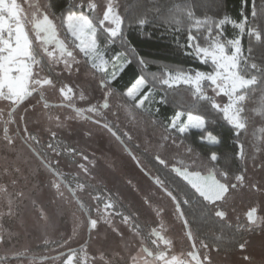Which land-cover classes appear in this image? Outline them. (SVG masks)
I'll return each mask as SVG.
<instances>
[{"label": "snow or ice", "instance_id": "1", "mask_svg": "<svg viewBox=\"0 0 264 264\" xmlns=\"http://www.w3.org/2000/svg\"><path fill=\"white\" fill-rule=\"evenodd\" d=\"M247 5L248 0H241L239 17L233 19L226 13L221 16L222 9L217 0H146L144 4L131 9L125 7L123 13L118 11V0H32L28 3L31 9L29 15L18 0H0V145H3V152L7 156L15 152L17 141L22 142L38 162L33 175L40 182H46L51 194L49 203L54 206L51 210L43 204L38 205L35 199L31 201L36 206L38 221L42 222L36 239L42 241L44 254L41 259L44 264H116L117 257L122 261L125 259L115 250L109 257L100 248L92 249L90 242L93 233L96 237L118 240L127 256L126 264H212L209 256L201 257L196 246L185 213V208L190 207L191 202L186 196L178 199L165 181L159 175H153L128 145L134 139V131L141 128H151L154 132L158 128L162 129L158 142L148 140L145 143L149 162L154 164L157 171L167 170L170 176L174 174V179L185 182L206 205L215 206V218L227 219L228 213L218 205L225 201L230 189L245 186L246 169L241 166V170L233 177L235 182L229 186L217 178L219 171L223 180L228 179V172L219 167L222 155L215 151L210 154L197 152L195 147L186 145L183 139L178 142V137L173 134L179 133L183 137L190 129L200 130L199 142L216 146L222 142V138L208 130V126L216 121H208L205 116L193 115L191 111L185 113L176 110L170 123H166L158 116L154 118L160 110L155 109L154 112L151 106L157 103L154 85H159L165 91L158 101L160 104L173 102L181 85L191 86L188 104L176 103V108L205 101L210 103L211 112L217 115L222 113L223 121L234 133V158L241 165L246 159V141L252 148V159L264 152V62L257 61L253 55L257 47L264 51V0H251L250 9ZM101 10L102 17L98 15ZM125 21L128 22V29L140 35H146V26L157 23L166 26V32L171 28L169 34L175 36L183 32V25L187 23V42L181 44L177 38V48L189 49L186 55L202 64H211L213 70H196L193 74L191 69L160 63L157 72L152 73V62L147 57L139 56L130 44ZM225 25L233 26V38L222 39ZM193 28L197 29V34H193ZM61 29H66L64 39L60 36ZM200 29H206L203 36L205 46L199 43ZM245 34L250 45L247 55L242 47ZM117 42L123 51L112 55L111 46L117 45ZM125 54L131 59H126ZM133 63L139 70V76L123 92L117 91L113 87L114 82ZM61 65L60 72H57V67ZM62 73H68L69 76L61 79ZM73 75L78 81V95L70 83L63 82L64 79L71 80ZM204 82H207L213 96L207 95L202 86ZM145 88L147 91H143ZM46 90L58 92L61 103L50 104L45 95ZM169 93H172L173 101L169 100ZM185 95H188L187 92ZM217 97L226 98V102H217ZM76 99L85 101L89 106L76 107ZM53 107L71 108L75 115L61 119L59 115L51 114ZM29 113L34 114L31 123L47 125L42 130L50 133L53 142L47 144L45 151L51 150L57 156L61 155V141L55 139L57 132L53 130V125L62 129L67 126L68 120L90 121L117 147L123 146L121 150L135 162V167L124 173V182L139 194L146 213L139 209L135 213L116 212L115 215L121 218L120 223L116 224L112 213L108 211L116 207L111 197L106 199L99 194L93 196L92 186L86 179L83 183L79 182V176L73 177L75 187H71L73 181L64 179V173L58 168L59 161H56L57 167H53L50 161L38 158L40 154L34 151L33 142L40 143L39 130L36 134L29 131ZM109 114L122 122L118 124L107 119ZM185 115L186 119L182 122ZM125 125L127 131L124 130ZM84 135L91 137L93 132L89 129ZM64 151L73 157L81 155L80 151L67 146H64ZM83 159L89 164L98 163L88 160L86 155ZM102 159L109 170L114 169V159L107 155ZM258 167H264V163ZM93 170L83 163L78 165V171L83 174ZM13 171L19 173L20 169L16 167ZM8 174L5 169L4 175ZM11 183L15 185L17 181L12 180ZM251 188L256 192H264V184L254 183ZM66 192L69 194L67 202L76 207L72 234L64 239L61 233L59 239H53L51 233L56 230L53 216L63 214ZM84 193L88 196L87 203L82 202L81 194ZM157 193L161 194L158 197L160 200L167 197L172 208L150 199L151 195ZM0 194H5L7 201V213L0 212V218L5 215L14 217L17 209L15 200H22L24 193L18 191L13 197L9 193L8 182L0 180ZM92 200L103 202V209L97 204L95 214ZM261 211H264V205L260 202L245 211L248 225L264 223V216L258 215ZM169 214L183 227V235L191 248L187 253L175 252L174 240L165 234V217ZM85 230L89 232V240L79 243ZM125 231L139 242L134 251L125 241ZM18 236L16 231L0 225V247L4 248L3 254H0V264H11L9 253L17 258L31 255L28 247H24L23 251L14 250ZM145 236L153 247L147 246ZM74 243L78 246L73 247ZM50 245L56 247L51 248ZM201 246L208 248L203 241ZM244 246L239 245L242 249Z\"/></svg>", "mask_w": 264, "mask_h": 264}, {"label": "trees", "instance_id": "2", "mask_svg": "<svg viewBox=\"0 0 264 264\" xmlns=\"http://www.w3.org/2000/svg\"><path fill=\"white\" fill-rule=\"evenodd\" d=\"M146 2V0H118V3L120 4V12H124L125 7H128L129 9L133 8L134 6L142 5ZM179 2V0H177ZM217 2L220 4L222 12L221 16L223 14H228L231 18L237 19L239 17V13L241 10V0H217ZM247 7L250 9L251 7V0H248ZM99 15V14H98ZM220 18V17H217ZM128 22L125 21L124 27L126 28V35L128 37V40L130 44L137 50V53L141 57H147L152 63L150 66V71L152 73L157 72V65L160 63H168L174 66H180L184 69H191L194 73L196 70L202 71V72H210L213 70L211 64H202L198 60L194 59L192 56L186 55L185 53L189 51V49H178L177 45L175 43L176 39L179 38L181 44H186L187 40V34H188V24L185 23L183 25V32L177 33L175 36L171 35V28L168 29V31H165L164 25L153 23L145 28L146 35H140L135 30L128 29L127 27ZM201 33V40L199 43H201V46H205L203 36L206 34V29H200ZM234 29L232 25H225L224 26V37L222 39H230L234 36ZM193 34H197V29H192ZM60 34L62 36L66 35V30L61 29ZM213 35H215V31L213 32ZM98 40L102 42V40L98 37ZM249 41L248 37L245 34L242 39V47L244 49L245 55H247V49L249 47ZM123 49H121L117 45L111 46V53L114 55L116 52H122ZM230 53V50H229ZM254 58L257 61L264 62V51H262L259 47H257L256 51L254 52ZM126 59H131V56L125 54ZM111 65L109 66V71H111ZM139 70L137 69L136 65L133 63L130 65L125 72L121 75V77L114 82L113 87L117 89V91L123 92L130 84L139 76ZM156 87L157 94L155 95V100L157 103H154L151 107L153 111L155 112V109H159L160 111L155 114L154 118L158 116V118L166 123H170L171 116L174 115V112L176 110L184 111L187 113L188 111H191L197 115H203L205 116L206 120L208 121H216L215 124L209 125L208 130L212 131L214 135H217L218 137L222 138V142L219 143L216 146H210V145H204L199 142V137L201 136V131L196 130L195 133L192 135L189 132L184 134L183 137H181V134L179 133H173L178 137V142L180 139H183V142L191 147H195L197 152L201 153H211L215 151L218 155H222V159L219 162L220 169H223L228 172V181L235 182L233 177L235 173L239 172L241 170V166L246 169L245 172V181H248V186H250L254 183H258L259 179L256 178L258 173H260V170H263L264 167H258V165H261L264 163V152H261L256 159H252V148L249 146L248 142H245L246 147V159L243 161V164L241 165V162L236 160L234 158V153L236 151V146L233 140L234 133L230 131L229 126L223 121L222 113L217 115L215 112H211L210 110V103L201 101L200 103L194 105V106H188V107H181L176 108L175 104L180 103L181 105H187L188 104V96L191 95V86L187 85H181L179 87V91L175 95V99L173 101V95L172 93H169V100L173 101L167 104H160L158 101L165 95L164 88L160 87L159 85H154ZM203 87L205 90H207V82H204ZM143 91H147V88H145ZM185 92H187V96L185 95ZM51 104V103H50ZM52 105H58L53 104ZM57 107H53V109H56ZM107 111V110H105ZM52 114V113H51ZM109 120H113L116 123H121L122 121H117L115 117L111 116L110 114L106 117ZM124 130L127 131L128 127L125 125L123 126ZM152 132L153 129L149 128ZM54 131L57 132L56 140L61 141V147L60 152L61 155L57 156L55 153L51 152V150H47L46 146L49 142H53L52 137L49 132L45 131H39V140L40 143L33 142V147L36 152L40 154V158L48 160L52 163L53 167H57L56 161H59L58 168L59 170H64L66 168L62 167L63 165V159L66 160L68 163H75L77 161L76 156H70L64 151V146L74 148L78 151L76 148V145L73 143L72 140H70L67 136V133L64 130L53 128ZM142 128L139 131L133 132V141L131 144L128 145V147L133 151L135 155L141 158L142 163L145 165L146 168L151 170L155 175H159L162 180L165 181L166 186L174 192V194L177 196V198H181L182 196H186L187 199L191 202L190 207L185 208V213L187 215V218L191 224V231L193 233V237L195 240L203 241L206 243L209 247H214L216 251L218 252H235L239 249V245H241L244 241V238L246 237L247 231L250 229L252 231L258 230L257 228H247V226H235L230 225L228 223H222V222H215L216 219L213 216V210L211 209L210 205H206L200 198L196 197L193 191L186 185L185 182L180 180L179 178L174 179L172 176L169 175L167 170H161L157 171L156 167L153 163H150V157L146 153L145 149H143L142 145L139 144V142L135 140L136 135L141 132ZM30 132L33 134H36L38 129L32 128L29 129ZM162 129H157L154 133H161ZM63 158V159H62ZM66 162V163H67ZM65 163V162H64ZM64 168V169H63ZM194 170H201L202 169H194ZM68 171L66 173V176L68 177L69 181H73L74 176H78L73 173V171H70L68 168ZM72 172V173H71ZM80 177V176H79ZM217 177L223 180V177L219 175V171H217ZM84 179L87 180V182L92 186L94 191H92V195H101L105 197L106 199L108 197H111L113 201H115L116 207L113 209H110V211L116 213V212H124L125 214L129 211V205L127 202L121 200L111 189H109L105 184L103 183H94L93 181L87 179V178H81L79 182L83 183ZM226 180V181H227ZM225 181V180H224ZM70 186L75 187V181H73ZM239 188L246 189L247 185L245 184L244 187H237L236 189H230L231 191H238ZM15 197V196H13ZM96 204H99V206H103V202L96 201ZM234 205L233 207L235 209H239L240 206H247L253 203L251 200L248 199V197L243 196H236L235 201H233ZM244 206V207H245ZM5 219V218H4ZM8 220V219H7ZM135 243H139L136 239ZM145 243L148 247H152L150 243V239L145 236ZM187 243V242H186ZM188 245V244H187ZM138 246V245H137ZM49 247L55 248V245H50ZM76 247V246H75ZM30 253L33 256H24L17 259H25L26 260H35L39 261L40 263H44L43 260H41V253H44V248L42 246V243L37 244L30 249ZM116 264H126V262L117 261Z\"/></svg>", "mask_w": 264, "mask_h": 264}, {"label": "rangeland", "instance_id": "3", "mask_svg": "<svg viewBox=\"0 0 264 264\" xmlns=\"http://www.w3.org/2000/svg\"><path fill=\"white\" fill-rule=\"evenodd\" d=\"M19 3L25 8V10L31 13V9L28 8V3L32 2V0H18ZM120 11V8L118 9ZM100 17H102V10L98 13ZM66 30V29H65ZM61 36V39L65 38V35ZM34 39V37H33ZM67 42V40H66ZM78 51V50H77ZM230 54V53H229ZM60 68L62 65L57 67V72H60ZM194 74V73H193ZM68 73H62L61 79L63 77H68ZM81 79H83V73H81ZM64 83H70L71 86L74 88V92L78 95V90L76 85L78 81L76 80L75 75L71 77V80L64 79ZM203 86V85H202ZM207 95L213 96L214 93L211 89L207 88L206 90ZM45 95L49 103L53 104H60L62 98L59 97L58 92L53 93L50 90H46ZM37 99L39 97H36ZM34 102V101H33ZM95 101H93L94 103ZM217 102L223 104L226 102V98L217 97ZM76 107L79 108H86L88 107V103L85 101H80L78 99L75 100ZM42 106V104H41ZM52 115H59L61 119H64L68 116H74L75 113L71 108H56L51 111ZM193 115H197L192 112ZM34 114L29 113V124L28 128L38 129L39 131H43L42 129L47 125L31 123V118ZM86 115H91L87 114ZM186 119V115L182 117L183 120ZM19 123V121H17ZM23 128V125H21ZM53 128L55 126L53 125ZM92 130L93 135L91 137H86L84 135L85 132ZM67 133V136L73 143L76 145L78 151L81 152V155L76 156L77 161L74 164L71 163H64L63 167L67 168L68 166L70 171H73L74 174H83L78 171V165L83 163L90 169H94L87 174H83V176H87L86 178L95 182V183H103L108 188H110L121 200L131 203L132 210L135 213L137 209H139L142 213H146V210L141 205V200L139 194L130 188L124 182V173L127 171L132 170L135 166L130 158L127 156V153H124L121 149L123 146L117 147V145L111 142L106 136H103L93 125L90 121H86L83 119H75V120H68L67 126L62 128ZM195 129H190L188 132L190 134L195 133ZM136 135V142L138 141L140 145H142L143 149H145V143L148 140H152L153 142H158L160 139V133H154L150 129L145 130L142 128L141 132ZM170 144L171 141H168ZM87 156L88 160L96 161V164H89L87 160L83 159V156ZM107 155L115 160V167L113 170H109L105 165L102 157ZM34 162L32 161V156L29 151L25 150L23 146L17 142L15 152L8 153L5 156L3 152V145H0V180L4 182H8L9 184V193L12 196H15L16 192L22 191L24 193V198L21 200L17 198L15 200V204L17 205L16 215L14 217H8L7 215L3 216L0 219H8L12 222H0L4 228H10L17 233H19L18 238L14 242L15 247L14 250L23 251L24 247H28L29 249L37 244L42 243L41 240L36 239L39 235V227L40 223L38 221L36 206L32 204V200L35 199L37 204H43L46 208L51 210L54 206L49 203L51 200V194L47 190V184L40 182V180L33 175L34 171ZM19 167L20 172L17 173L13 171L14 168ZM63 168V169H64ZM8 170V175H4V170ZM66 170V169H64ZM258 175L256 176L259 179L257 184H264V169L259 171ZM42 176V174H41ZM12 180H16L17 183L13 185L11 183ZM248 181L244 183L247 185V190L239 188L238 191L233 192V196H243L248 197L253 203L247 206H240V210L247 211L249 207L260 202L264 205V192H256L252 189H249ZM143 185L141 186V191H143ZM160 193L156 195H151L150 199L156 203L163 204L167 208H172V205L168 201L167 197L163 200L158 199ZM66 197V195H65ZM88 202V196L86 193L82 196ZM69 196L67 195L66 201L64 203V212L59 217L53 216L54 223L56 225V230L51 233V237L53 239H59L60 234H64V239H67L68 235L72 234L73 230V213L76 212V207L73 203L67 202ZM93 214L95 207L97 206L95 200L91 201ZM103 209V206H100ZM7 213V201L5 194H0V212ZM112 213V218L116 224L120 223V217L116 216L114 212L108 210ZM78 215V213H77ZM258 215L264 216V211L258 213ZM168 221V222H166ZM165 225H166V235L172 239H180L184 241L183 235V227L182 225L175 221L174 218L169 214L165 217ZM121 227H123L121 225ZM170 227V228H169ZM135 237H131L125 231V241L128 243L129 247L134 251L135 247H137V243H135ZM89 240V232L85 230L82 233V239L79 243H83L84 241ZM91 248H100L105 251V254L111 257V253L113 250L118 251L121 253L125 259L122 261L119 257H117V261L126 262L127 256L122 248L119 246V241L114 240L111 237L108 239H104L102 237H96L95 234H92V242ZM245 246L244 248H240L235 252H224L223 254L219 252H212L213 261L219 264H264V226L258 228L256 231L248 230L246 237L244 238L243 243ZM73 247L78 246V244H72ZM213 249V248H212ZM4 248L0 247V254H3ZM174 251L178 252L176 247L174 246ZM179 253V252H178ZM44 253H41L42 256ZM90 255L92 252L90 251ZM55 255V253H52ZM27 256V255H26ZM33 256V255H31ZM245 257H249V259H245ZM9 258L11 260V264H44L40 263L39 261L35 260H26L25 259H17V257L11 253H9ZM42 260V259H41Z\"/></svg>", "mask_w": 264, "mask_h": 264}, {"label": "flooded vegetation", "instance_id": "4", "mask_svg": "<svg viewBox=\"0 0 264 264\" xmlns=\"http://www.w3.org/2000/svg\"><path fill=\"white\" fill-rule=\"evenodd\" d=\"M18 143H20L22 146H23V144H22V142H20V141H17ZM23 148H25L24 146H23ZM33 149H34V147H33ZM25 150H27L28 151V149L27 148H25ZM34 151H35V149H34ZM36 152V151H35ZM30 154H31V152H30ZM31 156H32V161L34 162V165H36L34 168H36L37 167V165H38V162H37V160H36V158L31 154ZM38 158H40V157H38ZM40 159H42V158H40ZM63 159V158H62ZM63 161L66 163L67 161L66 160H64L63 159ZM133 162V164H134V166H135V162L134 161H132ZM72 164H74V163H72ZM63 165V164H62ZM63 167V166H62ZM67 168H66V170H61L63 173H64V179L65 180H68V177L66 176V173L67 172H69L68 171V166H66ZM190 170H194V169H190ZM72 173V172H71ZM152 174L153 175H155L153 172H152ZM76 175H78V176H80L81 178H85L84 176H83V174H76ZM218 178V177H217ZM47 179H51V177L50 176H48L47 177ZM218 179H220V178H218ZM221 181L222 182H224V183H227V184H229V186H231V184H232V182H230L229 183V181L227 180V181H224V180H222L221 179ZM95 183V182H94ZM73 187V186H72ZM110 189V188H109ZM233 192H235V191H229V195H228V197L225 199V201L223 202V203H220L218 206L220 207V208H222V210H225L227 213H228V215H227V219H225V220H218L217 218L214 220L215 222H222V223H228V224H230V225H235V226H247V228H260V227H262V226H264V223H262V224H257V225H248V223H247V221H246V219H245V216H244V213H245V211H243V210H240V209H235L234 207H233V205H234V203H233V201H235V199H236V196L234 195L233 196ZM65 195H66V197H67V195L69 196V194L66 192L65 193ZM84 194H81V198H82V202H85V198L84 197H82ZM86 203V202H85ZM128 203V202H127ZM128 205H129V211H132L133 212V210H132V204L131 203H128ZM211 209L214 211L215 210V206H211ZM134 213V212H133ZM0 222H12V221H10V220H6V219H0ZM166 222H168V221H166ZM170 228V227H169ZM174 240V245H175V247H176V249H177V251L178 252H181V251H183L184 253H187L188 251H190L191 250V248H190V244H189V241L186 239V237L184 236V241L182 240H180L179 238L178 239H173ZM187 242V243H186ZM195 242H196V246H197V248L199 249V251H200V254H201V257L203 258L205 255H207V256H209L210 258H211V262H212V264H219V263H217V262H214L213 261V257H212V255H211V253H209V251H212V252H214V250H215V252H216V249L213 247V249H212V247H209L208 246V248L207 249H205V248H203L202 246H201V241H199L198 239L197 240H195ZM188 244V245H187ZM152 245V244H151ZM77 247V246H76ZM152 247H153V245H152ZM218 252V251H217ZM219 253H221V254H223L224 252H219ZM27 256H30V255H27ZM185 258H187V257H185Z\"/></svg>", "mask_w": 264, "mask_h": 264}]
</instances>
